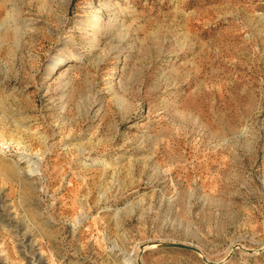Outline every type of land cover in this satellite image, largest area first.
I'll list each match as a JSON object with an SVG mask.
<instances>
[{
	"label": "rangeland",
	"instance_id": "obj_1",
	"mask_svg": "<svg viewBox=\"0 0 264 264\" xmlns=\"http://www.w3.org/2000/svg\"><path fill=\"white\" fill-rule=\"evenodd\" d=\"M138 259L264 264V0H0V264Z\"/></svg>",
	"mask_w": 264,
	"mask_h": 264
},
{
	"label": "water",
	"instance_id": "obj_2",
	"mask_svg": "<svg viewBox=\"0 0 264 264\" xmlns=\"http://www.w3.org/2000/svg\"><path fill=\"white\" fill-rule=\"evenodd\" d=\"M153 243L155 244V246H158V247L182 248V249L192 250V251H194L196 253H200V251H199L198 248L193 247V246H190V245H185L183 243H175V242H155V241ZM149 244H151V242ZM144 246L145 245H141L139 247L140 253L145 249ZM140 253H139V255H140ZM202 259L204 261L208 262L204 257ZM137 261H138V264H142L139 259Z\"/></svg>",
	"mask_w": 264,
	"mask_h": 264
},
{
	"label": "bare ground",
	"instance_id": "obj_3",
	"mask_svg": "<svg viewBox=\"0 0 264 264\" xmlns=\"http://www.w3.org/2000/svg\"><path fill=\"white\" fill-rule=\"evenodd\" d=\"M150 243V242H149ZM149 243H145L144 245V248L146 249V248H150V247H154L155 246V244L153 243V241L151 242V244H149ZM229 252H231L230 250H229ZM197 254H201V253H197Z\"/></svg>",
	"mask_w": 264,
	"mask_h": 264
}]
</instances>
